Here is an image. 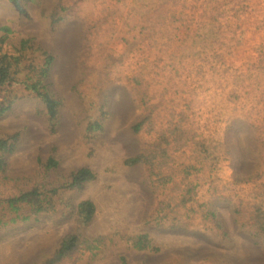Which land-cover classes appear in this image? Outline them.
I'll use <instances>...</instances> for the list:
<instances>
[{
	"label": "rangeland",
	"instance_id": "rangeland-1",
	"mask_svg": "<svg viewBox=\"0 0 264 264\" xmlns=\"http://www.w3.org/2000/svg\"><path fill=\"white\" fill-rule=\"evenodd\" d=\"M18 1L0 0V26L10 29H0V47L13 52L19 38L34 37L37 52L53 56L50 79L63 100L54 131L35 99L19 100L0 116V134H16L0 169V188L11 192L9 178L30 172L39 157L49 155L59 159L63 176L88 165L98 177L66 188L55 210L1 226L0 264L49 259L61 239L75 231L73 208L84 198L96 205L82 229L86 242L55 264H120L122 257L128 264H264V236L251 234L254 228L247 223L251 207L245 206L244 215L231 211L232 203L245 197L254 202L264 189V0ZM55 12L67 20L51 24ZM137 86L149 102L137 96ZM184 100L193 110L189 128L218 129L213 134L224 181L234 172L247 176L258 161L262 164L247 192L220 185L214 194L226 235L201 217L186 219L182 208L179 220L166 217L181 205V193L150 191L143 165L121 163L153 136L144 128L133 130L144 107L151 106L153 119L167 129L175 122L168 112ZM89 115L101 127L87 131ZM177 137L180 149L172 156L192 154L186 138ZM199 172L194 182L200 180L197 198L202 200L210 192L201 179L205 171ZM161 200L170 202L164 211H159ZM137 233H147L153 245L136 248Z\"/></svg>",
	"mask_w": 264,
	"mask_h": 264
},
{
	"label": "trees",
	"instance_id": "trees-1",
	"mask_svg": "<svg viewBox=\"0 0 264 264\" xmlns=\"http://www.w3.org/2000/svg\"><path fill=\"white\" fill-rule=\"evenodd\" d=\"M14 2L17 5L19 3L18 0H14ZM52 14L55 18L50 21L51 24L67 20V15L64 13L55 12ZM0 29L6 33L10 32L9 25L6 24L0 26ZM13 50L11 52V50H4L0 47V55H2L0 57V116L19 100L35 99L41 103L40 110L46 115L50 130H56L63 98L57 95L50 79L53 56L46 51L37 52L41 48L36 46L34 37L22 36ZM136 81L141 85V80L136 79ZM142 89L141 86L140 88L136 87L137 96L142 100L145 98L149 102L147 94ZM184 101L178 110L168 112L174 115L175 122L172 127L167 129H162L159 126L153 119L156 115L152 116L151 106L146 105L143 112L139 114V119L132 126L134 132L144 128L145 133L153 134V136H150L148 143L139 148L135 154L123 158L121 163L126 166L143 165V181L148 186L146 187L148 190L151 191L150 188H152L156 193L163 192L173 197L177 195L174 190L181 193L182 198L179 201L181 205L173 207L174 211L169 214L164 213L166 217L168 215L169 218L179 220L178 208H182V214L186 219L201 217L206 226L212 229L223 228L220 231L226 235V227L220 215V204L217 201L218 197L214 194L220 185H239L242 186L239 187L240 191H246V185L262 174V164L258 161L259 166L247 176L234 172L230 175L229 181H224L223 174L221 176L220 173L222 153L220 148L215 149L216 139L213 134L214 130L218 129L203 125V128H199L202 130L199 133V129L189 128L188 123L192 122L193 118L188 119V117L193 110L191 111V101ZM209 119L210 116L205 118V120ZM98 123V120L89 115L86 123L87 131L101 127ZM254 128L258 130L256 127ZM177 135L186 138L184 145H192L190 146L192 154L177 158L172 156L171 151L175 152L180 149V147H176L181 141ZM15 140L16 134L14 133L3 132L0 134V169L6 165L5 153L14 148ZM261 146L264 147V144L262 143ZM257 153H260V149L257 150ZM169 161L177 162V165L172 166ZM37 163L38 166L30 172L8 179L6 184L12 183L11 192L0 188V227L9 221L26 220L32 215L55 210L59 198L66 188H80L98 177L97 171L88 165H83L63 176L57 171L59 159L52 155L45 158L39 157ZM199 171H205L206 174L201 179L210 192L202 200L197 198L200 180L194 182L195 178H200ZM259 194L260 197L254 202L250 200L246 203L247 197H245V202L240 198L238 202L231 204V211L244 215L245 206L248 204L251 209L248 210L247 223L254 228L250 233L264 236V189ZM159 204L161 206L159 211H164L165 206L170 202L161 200ZM73 212L77 224L75 231L66 234L52 256L41 264H55L83 248L86 236L82 233V229L86 228L96 213L95 202L90 198L80 199L73 208ZM175 225L177 224H171L170 227ZM132 239L133 245L138 249L153 245L152 237L147 233H137ZM93 243L87 244L92 246ZM120 264L128 263L122 257Z\"/></svg>",
	"mask_w": 264,
	"mask_h": 264
}]
</instances>
